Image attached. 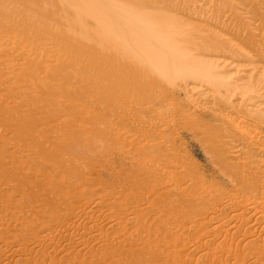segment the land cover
<instances>
[{
    "label": "rangeland",
    "instance_id": "374dc122",
    "mask_svg": "<svg viewBox=\"0 0 264 264\" xmlns=\"http://www.w3.org/2000/svg\"><path fill=\"white\" fill-rule=\"evenodd\" d=\"M263 206L264 0H0V264H264Z\"/></svg>",
    "mask_w": 264,
    "mask_h": 264
},
{
    "label": "bare ground",
    "instance_id": "6f19581e",
    "mask_svg": "<svg viewBox=\"0 0 264 264\" xmlns=\"http://www.w3.org/2000/svg\"><path fill=\"white\" fill-rule=\"evenodd\" d=\"M28 10H29V9H28ZM43 28H45V27H43ZM40 29H41V28H40ZM42 30H44V32H45L44 34L47 33V31H46L45 29H42ZM42 30H40L41 33H43ZM55 36H56V35H55ZM55 36H53L52 38L54 39L53 42L56 43L57 39L54 38ZM57 37H58V36H57ZM59 38H60V36H59ZM55 40H56V41H55ZM59 40H61V39H59ZM59 40L57 41L58 44H59ZM51 41H52V39L49 40V41H47V46L49 45L48 47L51 46V45H50V44H51ZM62 42H64L63 39H62L61 43H62ZM55 43H54V44H55ZM70 43H71V42H70ZM56 44H57V43H56ZM52 45H53V44H52ZM71 45H72V44H71ZM35 47H36V49H40V48H43V45L40 44V43H36V44H35ZM44 47L46 48L45 45H44ZM21 53H22V52L12 51V56L17 57V56H18L19 54H21ZM23 55H24V54H22V56H23ZM26 56H27V58H28L29 60H32V58L29 57L28 54H27ZM27 58H26V59H27ZM81 58H82V57H81ZM50 60H51V59H50ZM53 61H54V60H53ZM48 62H49V61H48ZM48 62H47V63H48ZM52 63H53V62L48 63V64L51 65ZM54 63H55V62H54ZM45 64H46V63H45ZM48 64H46V65H48ZM50 65H49V66H50ZM52 67H53V66H52ZM104 92H106V91H104ZM102 94H103V92H102ZM100 102H101V101H100ZM165 113H166V112H165ZM164 116H165V115H164ZM158 125H159V124H158ZM152 126H153V124H152ZM160 127H161V126H160ZM255 136H256V135H255ZM256 138H257V137H255V140H256ZM256 142H257V141H256ZM259 148H260V149H259ZM259 148H258V149L261 150V147H259ZM259 152H260V151H258V153H259ZM261 154H262V153H261ZM168 177L170 178V176H168ZM169 178H168V179L166 178V179H167V183H168L169 180H170ZM171 180H172V179H171ZM171 180H170V182H171ZM171 183H172V182H171ZM244 199H246V198H244ZM210 204H211V203H210ZM214 206H215V205H214ZM207 207H208V205H207ZM210 207H213V206H212V205H211V206L209 205V207L206 209V213H208V212H213L214 210H216V207H215V208H210ZM251 209H252V206H250V205H249V207H246V208H245V210H251ZM83 211H84V210H83ZM207 211H208V212H207ZM262 212H264V206H263V208H262ZM219 229H220V228H219ZM221 230H222V229H221ZM223 230H224V229H223Z\"/></svg>",
    "mask_w": 264,
    "mask_h": 264
}]
</instances>
